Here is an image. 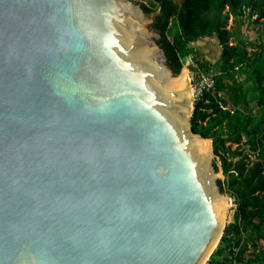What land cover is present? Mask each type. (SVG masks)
Segmentation results:
<instances>
[{"label": "water", "instance_id": "95a60500", "mask_svg": "<svg viewBox=\"0 0 264 264\" xmlns=\"http://www.w3.org/2000/svg\"><path fill=\"white\" fill-rule=\"evenodd\" d=\"M153 22L0 0V264H204L218 243L229 197Z\"/></svg>", "mask_w": 264, "mask_h": 264}, {"label": "trees", "instance_id": "16d2710c", "mask_svg": "<svg viewBox=\"0 0 264 264\" xmlns=\"http://www.w3.org/2000/svg\"><path fill=\"white\" fill-rule=\"evenodd\" d=\"M134 1L154 13L151 29L158 33L156 43L174 73L186 56L205 72L219 65L213 88L193 103L189 119L194 133L211 139L227 177L218 184L236 200L234 220L224 226L206 264H264V39L248 49L237 38L236 26L228 25L230 18L246 14L264 28V0ZM210 36L220 52L215 62L203 63L192 54L191 45ZM198 68L189 66V71ZM238 72L245 78L234 84ZM248 93L256 96L249 100Z\"/></svg>", "mask_w": 264, "mask_h": 264}, {"label": "rangeland", "instance_id": "374dc122", "mask_svg": "<svg viewBox=\"0 0 264 264\" xmlns=\"http://www.w3.org/2000/svg\"><path fill=\"white\" fill-rule=\"evenodd\" d=\"M175 1H179V0H175ZM259 21H261V19ZM228 25L236 26V28L239 31V35L237 36V38L243 40L244 43H246L248 49L254 48L253 45L255 43H258L264 39V28L262 27V25L260 23L255 22L254 17H249L248 15L244 14L242 16H238V17L234 18L233 20L230 18ZM236 41H238V40L237 39L232 40V42H236ZM191 48H192V54H195L198 57L199 61L203 62V63L215 62L217 60L218 54L220 52V46L218 45L217 40L215 39L214 36L204 37V38L198 39L197 41H195L191 45ZM183 61H184L183 66L185 67V70H187L188 81H189V83H191L193 77L195 76V73L189 71V66H194L196 68H198V67L195 64L194 60L191 58V56L184 57ZM210 69L211 70H209V71L217 73L219 71V65L216 64L215 66H212V68H210ZM199 70H202V69H199ZM244 78H245L244 73H241V72L236 73L235 78H234V84L242 83ZM226 81L229 82V84H231V82L229 80H226ZM252 94L248 93L246 95V98L249 100L253 99L256 95L255 94L252 95ZM219 95H220V93H219ZM222 96H224V95H222ZM192 109H193V105H192ZM210 141H211V139H210ZM231 147L234 148L235 144H232ZM225 155L227 156V159H232L229 155H227V154H225ZM252 158H254V156H252ZM220 160H221L220 156L215 154L214 162L218 165V170H220L221 174H222V178H219V179L225 180V179H227V177L222 172ZM226 194L229 197L230 202H229V205H228L227 210H226V217H225V221H224L225 225L234 220V212H235V208H236L235 198L230 197V195L228 193H226ZM218 242H219V240H218ZM216 245L213 247V249L216 247ZM209 256H208V258H209ZM208 258H207V260H208ZM206 261L204 264H206Z\"/></svg>", "mask_w": 264, "mask_h": 264}, {"label": "built area", "instance_id": "2783aa9c", "mask_svg": "<svg viewBox=\"0 0 264 264\" xmlns=\"http://www.w3.org/2000/svg\"><path fill=\"white\" fill-rule=\"evenodd\" d=\"M190 83L192 104L200 99L204 92L210 91L214 86L213 72H205L197 69Z\"/></svg>", "mask_w": 264, "mask_h": 264}, {"label": "bare ground", "instance_id": "6f19581e", "mask_svg": "<svg viewBox=\"0 0 264 264\" xmlns=\"http://www.w3.org/2000/svg\"><path fill=\"white\" fill-rule=\"evenodd\" d=\"M186 73H187V70H186ZM188 75V74H187ZM207 141H209V140H207ZM209 143H210V141H209ZM228 201L230 202V199L228 198ZM229 202L227 203V207H228V205H229ZM226 210H227V208H226ZM225 217H226V212H225V215H224V221H225Z\"/></svg>", "mask_w": 264, "mask_h": 264}]
</instances>
